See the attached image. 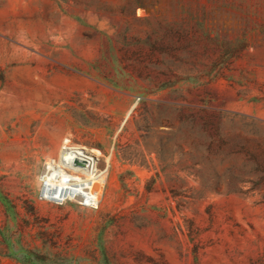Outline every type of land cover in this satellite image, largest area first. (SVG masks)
<instances>
[{
	"label": "rangeland",
	"instance_id": "rangeland-1",
	"mask_svg": "<svg viewBox=\"0 0 264 264\" xmlns=\"http://www.w3.org/2000/svg\"><path fill=\"white\" fill-rule=\"evenodd\" d=\"M0 264H264V0H0Z\"/></svg>",
	"mask_w": 264,
	"mask_h": 264
},
{
	"label": "bare ground",
	"instance_id": "bare-ground-1",
	"mask_svg": "<svg viewBox=\"0 0 264 264\" xmlns=\"http://www.w3.org/2000/svg\"><path fill=\"white\" fill-rule=\"evenodd\" d=\"M52 161L53 160L47 161L45 167L43 166L44 168H42L41 176L42 181L45 180L44 182L53 186V192L51 191L53 193L52 195H56L58 192L64 194V192L67 191L68 186L77 187V189L74 190L75 193L78 190L82 191L84 189V185L87 182L94 180V172L99 167V163L97 161L96 163L93 161L91 164V160L89 158H87L85 155H80L70 148H65L59 153L57 159L55 160L57 162L56 165L53 164ZM65 177L68 178L67 182ZM100 178L102 179V177ZM91 184L92 183H90V186ZM101 187L102 186H100V188ZM91 189H93L92 186ZM96 191L98 190L96 189ZM78 199L79 201L81 200L83 202L84 199H86V196L80 195V193H78Z\"/></svg>",
	"mask_w": 264,
	"mask_h": 264
}]
</instances>
